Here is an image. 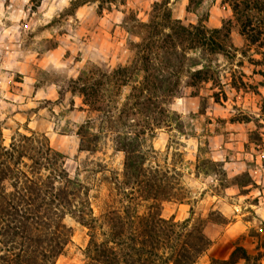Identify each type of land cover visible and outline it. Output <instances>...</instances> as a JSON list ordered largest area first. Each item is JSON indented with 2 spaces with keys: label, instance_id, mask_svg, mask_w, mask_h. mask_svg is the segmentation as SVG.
<instances>
[{
  "label": "clouds",
  "instance_id": "clouds-1",
  "mask_svg": "<svg viewBox=\"0 0 264 264\" xmlns=\"http://www.w3.org/2000/svg\"><path fill=\"white\" fill-rule=\"evenodd\" d=\"M264 264V0H0V264Z\"/></svg>",
  "mask_w": 264,
  "mask_h": 264
},
{
  "label": "trees",
  "instance_id": "trees-1",
  "mask_svg": "<svg viewBox=\"0 0 264 264\" xmlns=\"http://www.w3.org/2000/svg\"><path fill=\"white\" fill-rule=\"evenodd\" d=\"M225 264H227V261H225Z\"/></svg>",
  "mask_w": 264,
  "mask_h": 264
}]
</instances>
